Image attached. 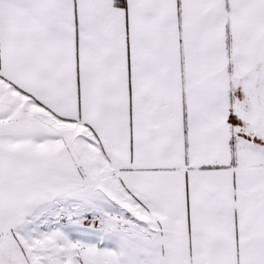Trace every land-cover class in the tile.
I'll return each instance as SVG.
<instances>
[{
	"label": "snow or ice",
	"instance_id": "1",
	"mask_svg": "<svg viewBox=\"0 0 264 264\" xmlns=\"http://www.w3.org/2000/svg\"><path fill=\"white\" fill-rule=\"evenodd\" d=\"M0 264H264V0H0Z\"/></svg>",
	"mask_w": 264,
	"mask_h": 264
}]
</instances>
